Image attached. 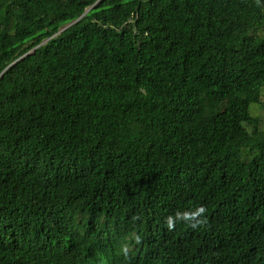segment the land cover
I'll return each instance as SVG.
<instances>
[{"label": "trees", "instance_id": "trees-1", "mask_svg": "<svg viewBox=\"0 0 264 264\" xmlns=\"http://www.w3.org/2000/svg\"><path fill=\"white\" fill-rule=\"evenodd\" d=\"M0 264H264V0H0Z\"/></svg>", "mask_w": 264, "mask_h": 264}, {"label": "water", "instance_id": "water-1", "mask_svg": "<svg viewBox=\"0 0 264 264\" xmlns=\"http://www.w3.org/2000/svg\"><path fill=\"white\" fill-rule=\"evenodd\" d=\"M24 57V56H23ZM21 59V58H20Z\"/></svg>", "mask_w": 264, "mask_h": 264}]
</instances>
